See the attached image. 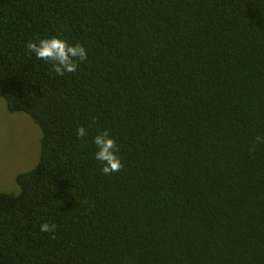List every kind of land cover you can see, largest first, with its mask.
Instances as JSON below:
<instances>
[{
    "label": "trees",
    "instance_id": "1",
    "mask_svg": "<svg viewBox=\"0 0 264 264\" xmlns=\"http://www.w3.org/2000/svg\"><path fill=\"white\" fill-rule=\"evenodd\" d=\"M54 35L75 73L26 49ZM0 92L41 129L0 264H264V0H0Z\"/></svg>",
    "mask_w": 264,
    "mask_h": 264
},
{
    "label": "clouds",
    "instance_id": "2",
    "mask_svg": "<svg viewBox=\"0 0 264 264\" xmlns=\"http://www.w3.org/2000/svg\"><path fill=\"white\" fill-rule=\"evenodd\" d=\"M26 49L30 54H34L38 60L46 63L51 62L54 73L59 77L66 74L75 73L80 62L88 58V49L82 43H71L60 35L50 37H37L26 44ZM78 138H85L88 131L84 126L76 129ZM95 145L94 159L101 163V170L105 175L119 172L123 167V162L117 154L115 139L107 130L100 132L92 138ZM55 230V225L48 222L40 224L41 232H51Z\"/></svg>",
    "mask_w": 264,
    "mask_h": 264
},
{
    "label": "rangeland",
    "instance_id": "3",
    "mask_svg": "<svg viewBox=\"0 0 264 264\" xmlns=\"http://www.w3.org/2000/svg\"><path fill=\"white\" fill-rule=\"evenodd\" d=\"M40 140V127L27 114L9 111L0 92V191H18L16 175L36 165Z\"/></svg>",
    "mask_w": 264,
    "mask_h": 264
}]
</instances>
